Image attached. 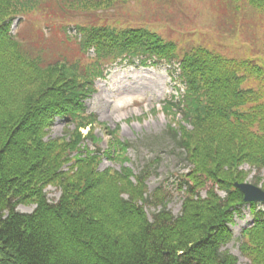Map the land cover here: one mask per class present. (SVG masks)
Returning a JSON list of instances; mask_svg holds the SVG:
<instances>
[{"label": "trees", "instance_id": "trees-1", "mask_svg": "<svg viewBox=\"0 0 264 264\" xmlns=\"http://www.w3.org/2000/svg\"><path fill=\"white\" fill-rule=\"evenodd\" d=\"M130 1L0 0V264H240L223 247L246 204L235 185L248 177L242 166L262 181L264 65L219 46L187 49L147 23H58L67 39L76 27L73 61L44 59L34 40L13 31L39 7L66 16ZM246 1L264 12V0ZM124 60L164 63L178 85L164 109L181 115L170 132L190 166L178 179L179 215L163 185L149 190L151 167L136 174L125 165L131 143L87 110L96 81ZM58 118L64 134L50 138ZM98 128L109 136L106 148ZM106 158L120 169L102 170ZM49 185L62 189L59 199L50 200ZM148 207L161 209L150 218ZM242 236L246 264H264L262 212Z\"/></svg>", "mask_w": 264, "mask_h": 264}, {"label": "rangeland", "instance_id": "rangeland-1", "mask_svg": "<svg viewBox=\"0 0 264 264\" xmlns=\"http://www.w3.org/2000/svg\"><path fill=\"white\" fill-rule=\"evenodd\" d=\"M226 2L227 0H132L93 12L74 11L73 15L66 16L55 15L53 8L47 6L24 15L23 26L17 19L13 26L14 31H22L24 37L34 40L41 50V56L49 61L65 58L73 61L79 54V46L73 35L76 27L71 26L73 38L67 39L59 30L58 23L109 21L119 22L118 25L135 26L149 23L158 27V32L164 37L176 38L186 46L195 40H201L203 44L219 46L231 56L253 57L264 65V12L245 0L235 3L233 11L226 10ZM235 19L240 23L239 35L232 31ZM215 30L226 37L221 40ZM175 84L171 72L164 64L145 66L127 61L116 64L108 77L97 81L98 91L87 100L86 105L89 111L98 114L100 123H105L111 129L117 128L121 139L131 142L128 151L131 160L125 165L131 166L137 174L145 166H150L153 174L148 179L149 190L153 192L163 185L171 198L168 209L174 215H179L183 200L178 192V177L188 169V162L169 131V117L163 110L165 100L176 92ZM170 117L176 120L173 116ZM64 128V121L57 119L50 131V138L62 136ZM103 133L100 129L99 135L102 136ZM107 139L106 137L102 143L103 147L107 146ZM89 143L92 144L91 141ZM110 166L120 169L121 162L105 159L101 169ZM243 169L250 170V167L246 165ZM255 176L256 171L249 173L248 181L255 183ZM262 177L260 185L264 186V169ZM46 191L51 200H57L62 189L49 185ZM34 208L33 205L26 204L18 207L20 211L28 213L33 212ZM260 208L264 210L263 205ZM148 211L152 218L157 210L151 207ZM253 222V212L249 206L244 207L242 214L235 218V237L225 247L238 256L241 264L248 263V259L240 251L241 232Z\"/></svg>", "mask_w": 264, "mask_h": 264}, {"label": "water", "instance_id": "water-1", "mask_svg": "<svg viewBox=\"0 0 264 264\" xmlns=\"http://www.w3.org/2000/svg\"><path fill=\"white\" fill-rule=\"evenodd\" d=\"M237 185L245 193L246 201H264V190L251 183H242Z\"/></svg>", "mask_w": 264, "mask_h": 264}]
</instances>
